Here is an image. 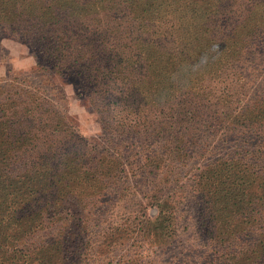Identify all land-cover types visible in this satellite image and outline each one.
<instances>
[{"label": "rangeland", "instance_id": "obj_1", "mask_svg": "<svg viewBox=\"0 0 264 264\" xmlns=\"http://www.w3.org/2000/svg\"><path fill=\"white\" fill-rule=\"evenodd\" d=\"M156 10L138 17L149 44L137 38L138 71L123 79L143 85L130 91L142 107L125 115L131 141L118 147L120 131L102 129L69 78L30 75V50L0 33V86L50 80L65 124L31 141L22 125L0 130V264H64L65 251L45 253L57 242L69 264H264V8L180 0ZM64 142L80 172L45 164ZM90 163L91 181L81 180Z\"/></svg>", "mask_w": 264, "mask_h": 264}, {"label": "trees", "instance_id": "obj_2", "mask_svg": "<svg viewBox=\"0 0 264 264\" xmlns=\"http://www.w3.org/2000/svg\"><path fill=\"white\" fill-rule=\"evenodd\" d=\"M169 1L180 3V0H118L115 3H108V0H0V33L30 50L36 62L30 75L42 73L50 78H69L76 95L87 98L96 107L102 129L106 131L110 125H115L116 131H120L116 141L118 147L131 141L122 131L125 115L134 114L142 107L141 101L132 100L130 91L143 88V85L132 87L130 80L123 79L129 70L131 73L138 71L130 54L134 49L140 51L137 38L149 30L138 17L145 13L158 16L161 12L156 7H166ZM251 3L255 8H264V0H251ZM191 11L187 7L181 13L186 15ZM124 19L127 28L123 32ZM260 19L264 25V10L256 20L260 22ZM136 28L140 29L138 33ZM147 39L144 37L140 41L149 44ZM256 40L260 41L261 36H256ZM43 81L44 86H36L33 80L13 79L0 86V130L3 127L15 130L22 125L26 135L30 133L31 141L34 132L37 135L52 130L56 134L65 128L63 110L58 106L62 92L50 80ZM143 133H138L140 141L145 139ZM62 146V153L52 152L45 164H60L68 171L80 172L76 167L80 156L72 157L65 142ZM49 148L48 144L46 151ZM88 164L82 167L81 180L91 181L89 177L96 165ZM262 186L264 195V184ZM34 217L38 214L30 213L25 222L27 226L17 231L25 235L30 232V221ZM5 246L7 244L0 249ZM63 251L64 264H69L73 254L65 242L52 244L45 253L52 255ZM11 261L12 264H31L29 260ZM50 263L51 258L45 255L36 264Z\"/></svg>", "mask_w": 264, "mask_h": 264}]
</instances>
